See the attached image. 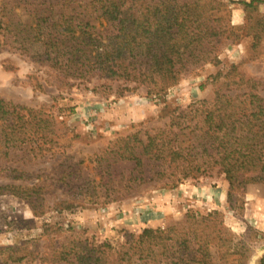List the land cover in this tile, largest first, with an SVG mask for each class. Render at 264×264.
I'll list each match as a JSON object with an SVG mask.
<instances>
[{"label": "trees", "instance_id": "16d2710c", "mask_svg": "<svg viewBox=\"0 0 264 264\" xmlns=\"http://www.w3.org/2000/svg\"><path fill=\"white\" fill-rule=\"evenodd\" d=\"M80 1L1 0L0 32L11 37L16 50L52 69L57 83L97 76L124 83L123 90L144 86L147 95L165 92L185 73L216 61L223 43L246 34L255 48L264 36L259 19L241 28L231 25L223 0H90L89 14ZM240 2L256 9L255 0ZM103 21L110 27L105 32L99 30ZM220 80L210 98L181 110L164 128L115 138L106 156L98 157L100 190L95 193L86 181L78 193L91 203L114 201L120 191L130 194L152 182L175 187L213 171L227 180L229 194L251 183L264 185L260 82L235 64ZM35 88L43 85L37 80ZM58 138L56 121L43 107L0 98L1 154L24 148L36 155L61 146ZM117 162L130 165L128 175L112 171ZM7 189L36 210L28 187L0 185V191ZM217 217L190 213L164 228L146 227L117 249L103 243L93 254L85 244L65 255L73 252L78 264H243L249 247ZM21 259L13 246H0V264Z\"/></svg>", "mask_w": 264, "mask_h": 264}, {"label": "rangeland", "instance_id": "374dc122", "mask_svg": "<svg viewBox=\"0 0 264 264\" xmlns=\"http://www.w3.org/2000/svg\"><path fill=\"white\" fill-rule=\"evenodd\" d=\"M88 1L80 3L89 14L92 5ZM223 1L228 5L231 25L241 28L259 19L260 28H264L262 0H255L256 9H246L240 2L251 0ZM15 12L20 13V9ZM109 28L104 21L99 26L104 32ZM251 44L246 34L236 42L223 43L216 61L185 73L165 92L147 95L144 86L123 90L124 83L97 76L88 82L67 77L65 83H57L52 69L16 50L11 37L1 31L0 98L34 109L43 107L61 134L57 139L61 146L41 149L36 155L24 148L0 153V185L28 187L36 209L22 195L10 189L0 191V246H13L23 255L21 261L5 264H78L73 252L65 253L70 249L80 252L79 246L85 244L93 254H98L103 243L117 249L128 239H136L146 227L164 228L184 220L186 214L213 212L218 213L226 230L249 247L243 264H259L264 254L261 183L229 194L227 180L213 171L184 179L175 187L152 182L130 194L120 191L114 201L96 198L91 203L88 196L78 193L84 191L81 186L86 181L95 193L100 190L98 157L106 156L115 138L164 128L181 110L210 98L231 65L259 81L258 92L264 97V36L257 47ZM37 80L42 89L35 88ZM129 170L130 165L119 162L112 167L116 174L128 175Z\"/></svg>", "mask_w": 264, "mask_h": 264}]
</instances>
